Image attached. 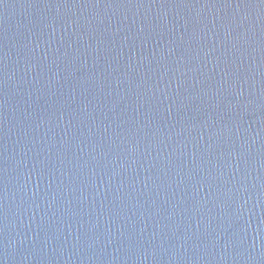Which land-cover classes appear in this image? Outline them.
I'll return each instance as SVG.
<instances>
[{
  "label": "water",
  "instance_id": "95a60500",
  "mask_svg": "<svg viewBox=\"0 0 264 264\" xmlns=\"http://www.w3.org/2000/svg\"><path fill=\"white\" fill-rule=\"evenodd\" d=\"M0 264H264V2L0 0Z\"/></svg>",
  "mask_w": 264,
  "mask_h": 264
},
{
  "label": "snow or ice",
  "instance_id": "6c2138e0",
  "mask_svg": "<svg viewBox=\"0 0 264 264\" xmlns=\"http://www.w3.org/2000/svg\"><path fill=\"white\" fill-rule=\"evenodd\" d=\"M262 2H264V0H262Z\"/></svg>",
  "mask_w": 264,
  "mask_h": 264
}]
</instances>
